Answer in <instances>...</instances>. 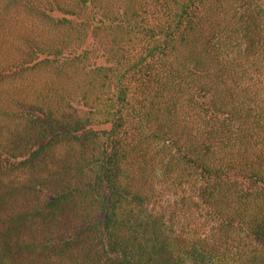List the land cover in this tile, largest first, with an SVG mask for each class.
Returning <instances> with one entry per match:
<instances>
[{"label": "trees", "instance_id": "obj_1", "mask_svg": "<svg viewBox=\"0 0 264 264\" xmlns=\"http://www.w3.org/2000/svg\"><path fill=\"white\" fill-rule=\"evenodd\" d=\"M0 264H264V0H0Z\"/></svg>", "mask_w": 264, "mask_h": 264}]
</instances>
